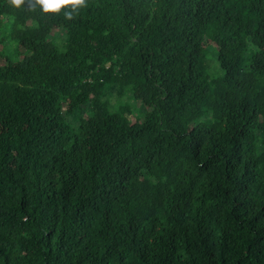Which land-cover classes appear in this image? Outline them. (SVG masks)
I'll list each match as a JSON object with an SVG mask.
<instances>
[{
  "label": "trees",
  "instance_id": "16d2710c",
  "mask_svg": "<svg viewBox=\"0 0 264 264\" xmlns=\"http://www.w3.org/2000/svg\"><path fill=\"white\" fill-rule=\"evenodd\" d=\"M0 264H264V0H0Z\"/></svg>",
  "mask_w": 264,
  "mask_h": 264
},
{
  "label": "clouds",
  "instance_id": "9594fccd",
  "mask_svg": "<svg viewBox=\"0 0 264 264\" xmlns=\"http://www.w3.org/2000/svg\"><path fill=\"white\" fill-rule=\"evenodd\" d=\"M12 7H26L31 11L39 9L44 14L62 15L65 21L75 20L88 0H9Z\"/></svg>",
  "mask_w": 264,
  "mask_h": 264
},
{
  "label": "rangeland",
  "instance_id": "374dc122",
  "mask_svg": "<svg viewBox=\"0 0 264 264\" xmlns=\"http://www.w3.org/2000/svg\"><path fill=\"white\" fill-rule=\"evenodd\" d=\"M46 26H48L49 28L51 27V25H50V23H49L48 20H47V24H46ZM49 28H48V29H49ZM69 103H70V104H75V101H73L72 99H70V100H69ZM141 116H143V113L141 114Z\"/></svg>",
  "mask_w": 264,
  "mask_h": 264
}]
</instances>
